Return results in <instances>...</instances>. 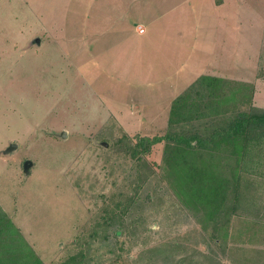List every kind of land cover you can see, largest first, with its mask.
I'll use <instances>...</instances> for the list:
<instances>
[{"label":"rangeland","instance_id":"1","mask_svg":"<svg viewBox=\"0 0 264 264\" xmlns=\"http://www.w3.org/2000/svg\"><path fill=\"white\" fill-rule=\"evenodd\" d=\"M202 73L225 79L219 113L186 129L264 107V0H0V151L18 143L0 153V207L43 264H264V139L206 147L232 179L214 217L169 179L166 140L127 151L167 131Z\"/></svg>","mask_w":264,"mask_h":264},{"label":"trees","instance_id":"2","mask_svg":"<svg viewBox=\"0 0 264 264\" xmlns=\"http://www.w3.org/2000/svg\"><path fill=\"white\" fill-rule=\"evenodd\" d=\"M224 81L218 75L200 74L173 99L167 131L161 135L140 136L127 148L133 156L142 158V154L147 153L154 143L166 140L165 161L169 179L185 204L196 209L205 208L206 214L211 217L217 215L220 205L226 202L232 179L215 163L204 162L201 157L206 153V147L220 150V143L226 142L240 147L238 153L251 155L264 139V107L259 105H252L248 111H239L226 127L213 130L209 135L199 129H186V125L194 119L219 113L211 109V100L219 97L217 95L220 89L222 91ZM218 137L221 139L218 140ZM214 141V146L209 145ZM234 182L233 191L237 198L241 189L240 175L234 178ZM0 211L3 212L0 213V264H43L11 218L1 207Z\"/></svg>","mask_w":264,"mask_h":264},{"label":"water","instance_id":"3","mask_svg":"<svg viewBox=\"0 0 264 264\" xmlns=\"http://www.w3.org/2000/svg\"><path fill=\"white\" fill-rule=\"evenodd\" d=\"M33 42H36V43H41V37H35L33 39ZM58 134H60L61 136H66L67 135V131L65 129H63L61 132H57ZM105 145H107L108 143L107 142H104ZM18 147V143L16 141H11L9 143V145L2 149L0 151V153H9L13 150H15L16 148ZM35 165V161L31 158H26L24 160V163H23V170H24V173L26 175H29L31 173V169L32 167Z\"/></svg>","mask_w":264,"mask_h":264},{"label":"crops","instance_id":"4","mask_svg":"<svg viewBox=\"0 0 264 264\" xmlns=\"http://www.w3.org/2000/svg\"><path fill=\"white\" fill-rule=\"evenodd\" d=\"M145 29H146V28H145L144 26H140V31H141V32H144ZM202 74H203V73H202Z\"/></svg>","mask_w":264,"mask_h":264}]
</instances>
